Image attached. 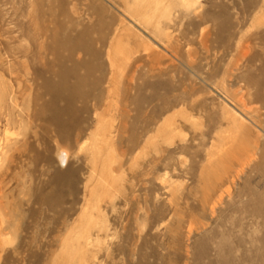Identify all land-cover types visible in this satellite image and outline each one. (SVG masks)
Returning a JSON list of instances; mask_svg holds the SVG:
<instances>
[{
    "label": "rangeland",
    "instance_id": "rangeland-1",
    "mask_svg": "<svg viewBox=\"0 0 264 264\" xmlns=\"http://www.w3.org/2000/svg\"><path fill=\"white\" fill-rule=\"evenodd\" d=\"M0 264H264V0H0Z\"/></svg>",
    "mask_w": 264,
    "mask_h": 264
},
{
    "label": "bare ground",
    "instance_id": "bare-ground-1",
    "mask_svg": "<svg viewBox=\"0 0 264 264\" xmlns=\"http://www.w3.org/2000/svg\"><path fill=\"white\" fill-rule=\"evenodd\" d=\"M2 220H3V223H4V218H2Z\"/></svg>",
    "mask_w": 264,
    "mask_h": 264
}]
</instances>
